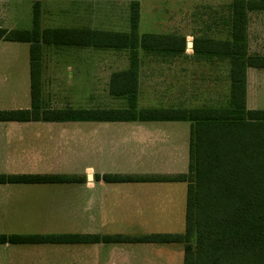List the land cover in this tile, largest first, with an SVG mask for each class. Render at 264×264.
<instances>
[{
	"label": "crops",
	"instance_id": "0c3cea01",
	"mask_svg": "<svg viewBox=\"0 0 264 264\" xmlns=\"http://www.w3.org/2000/svg\"><path fill=\"white\" fill-rule=\"evenodd\" d=\"M35 1L39 3L41 30L130 32L133 0H0V29L31 30ZM234 1L138 0L139 38L156 35L185 39L183 53H151L138 49L139 110L195 109L193 80L198 73L215 78L217 88L222 78L225 86L226 57L194 53L193 44L198 41V45L219 47L220 43L231 39ZM19 13L25 17L31 13L30 27L29 24L27 28L19 27L26 22ZM42 22L56 26L45 28ZM171 42L178 44L176 39ZM246 44L264 45V10L246 12ZM45 48L57 51L45 53ZM3 49H9V53H2ZM29 49L28 43L0 40V111L31 108ZM117 52H125L128 61L127 67L114 70L111 62ZM152 57L172 65L169 69L165 66L142 69V60L147 63ZM40 61V95L45 102L46 96L50 97L49 109H61L54 106H62L61 99L66 105L63 109L126 107L124 99L109 94L111 75L129 68L126 50L42 46ZM251 70L264 72V69L248 68L247 81ZM70 86H74L72 91ZM189 140L190 123L187 121L0 122V175L69 179L54 183L0 184V235L139 238L172 234H115L108 232V225L114 221L140 223L146 221L144 217L153 216L157 220H162V216L167 219L175 202L171 186L184 182L107 183L103 176L184 175L189 165ZM115 157H130L131 165L127 161L119 165L108 161ZM146 157L151 159L152 165L143 164L142 159ZM124 163L133 170L121 169ZM136 227L144 231V225ZM171 245L179 244H0V264H171L173 260L166 259L165 255L172 250L179 251Z\"/></svg>",
	"mask_w": 264,
	"mask_h": 264
},
{
	"label": "trees",
	"instance_id": "16d2710c",
	"mask_svg": "<svg viewBox=\"0 0 264 264\" xmlns=\"http://www.w3.org/2000/svg\"><path fill=\"white\" fill-rule=\"evenodd\" d=\"M264 10V0H235L231 39L208 46L193 44L194 53L224 55L229 61V106L204 109H138V49L183 53L185 39L144 35L139 38L138 0L130 4V32L113 33L39 28V3L33 5L31 30L0 29V40L30 44L29 110L0 111L7 121H187L189 165L184 175L132 178L104 175L107 183L184 182L187 184L182 234L122 236L23 237L0 235V244L144 243L180 244L183 264H264V109L246 107V71L264 69V56L249 55L246 12ZM176 39L178 44H172ZM42 46L126 50L129 68L111 75L109 94L126 101L120 109H45L40 104ZM69 179L40 175H0V184L54 183Z\"/></svg>",
	"mask_w": 264,
	"mask_h": 264
},
{
	"label": "rangeland",
	"instance_id": "374dc122",
	"mask_svg": "<svg viewBox=\"0 0 264 264\" xmlns=\"http://www.w3.org/2000/svg\"><path fill=\"white\" fill-rule=\"evenodd\" d=\"M20 17L24 16V22L25 25L20 24V28H27L26 26L29 24L28 27L31 25V13L28 15L25 14L22 15V13H19ZM42 25L45 26V28H50L56 26L55 23L53 24H47L46 22H42ZM202 46V45H200ZM45 53H56L57 50H53L50 48H45ZM2 53H9V49H3ZM104 53V52H103ZM247 53L249 55H260L264 56V45L260 46H247ZM116 56L112 59L113 64L112 69H120L127 67V54L125 52H117L114 53ZM109 59V58H108ZM150 62L146 63V60H142V69H159L162 66H165V68L169 69L172 63H169V61H166L164 63L160 62V60H154V57H152ZM226 63H227V75L225 79V86L222 85V78L219 79V88H217V80L215 78H208V77H202V74L198 73L199 76L194 78V87H195V93L193 95L194 101H193V107L195 109H206V108H226L229 106V80H228V73H229V61L226 58ZM108 65V63H106ZM184 64V63H182ZM111 69V68H110ZM111 69V70H112ZM184 69V68H182ZM1 70H4L1 68ZM68 76V75H67ZM70 81V80H69ZM71 85V84H70ZM248 99L246 100V107L247 109H264V72H257L255 70H251L248 75ZM69 88L71 91L73 90L72 87L70 86ZM40 95V104L41 108L49 109L51 107L52 101H50V97L46 96V101L42 100ZM60 104H63L62 106L54 105L57 106L58 108H65L66 105L64 104V100L61 99ZM190 103V102H189ZM188 103V107H189ZM75 106V105H73ZM191 109V108H188ZM177 142V140L175 139ZM108 161H111L112 164L119 165L125 161H127L129 164L132 161V158L130 157H115V158H108ZM143 164L145 165H152L151 159L149 157L143 158L142 159ZM125 164V163H124ZM131 165V164H130ZM125 166L121 169L123 170H133L132 168ZM129 168V169H128ZM173 188L174 193V200L175 202L172 204L171 209V215L167 219L165 216H162V220H157V217H144L146 220L145 222H140V223H135V222H121V221H114L109 223V233H121L124 232L126 234L130 235H135V234H150V233H155V232H160V233H172V234H182L184 232V227H185V204H186V193H187V187L186 184L184 183H179V185H174L171 186ZM148 199L149 197H145ZM152 220V221H150ZM144 225V231H139L137 229V225ZM154 227L153 228H150ZM147 227L148 229H145ZM173 249H179V251L172 250L168 255L166 254L165 256L167 257L166 259H170L173 262L171 264H182V258H183V253H182V245H171ZM178 253V254H177ZM161 260V257H160ZM153 264V263H151Z\"/></svg>",
	"mask_w": 264,
	"mask_h": 264
},
{
	"label": "water",
	"instance_id": "95a60500",
	"mask_svg": "<svg viewBox=\"0 0 264 264\" xmlns=\"http://www.w3.org/2000/svg\"><path fill=\"white\" fill-rule=\"evenodd\" d=\"M189 46H191V44H188Z\"/></svg>",
	"mask_w": 264,
	"mask_h": 264
}]
</instances>
